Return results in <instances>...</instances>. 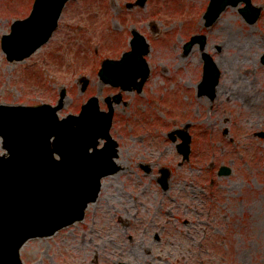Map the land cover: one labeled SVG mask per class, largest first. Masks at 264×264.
I'll use <instances>...</instances> for the list:
<instances>
[{"label":"rangeland","instance_id":"obj_1","mask_svg":"<svg viewBox=\"0 0 264 264\" xmlns=\"http://www.w3.org/2000/svg\"><path fill=\"white\" fill-rule=\"evenodd\" d=\"M70 0L51 38L22 61H8L0 47V103L54 104L67 96L60 117L77 113L91 96L119 89L99 80L103 58L129 49L131 29L150 44L151 73L141 92L113 103L111 136L121 169L103 179L85 216L51 236L27 240L23 264H264V0L249 24L228 6L211 26L202 14L208 0ZM33 0H0V37ZM9 29V30H8ZM205 34L221 78L216 97L198 91L201 51L182 46ZM89 80L80 91L78 78ZM65 90V91H66ZM190 134V153L169 132ZM1 146V138H0ZM3 152L0 147V153ZM149 165L148 168H143ZM230 173L218 175V167ZM170 169L168 187L157 181Z\"/></svg>","mask_w":264,"mask_h":264},{"label":"water","instance_id":"obj_2","mask_svg":"<svg viewBox=\"0 0 264 264\" xmlns=\"http://www.w3.org/2000/svg\"><path fill=\"white\" fill-rule=\"evenodd\" d=\"M66 1L35 0L29 16L15 20L10 32L1 37L7 59L22 60L45 43ZM144 2L136 0L135 4ZM239 2L209 0L203 14L204 24H212L227 5L236 6ZM242 2L244 6L239 11L243 18L255 22L260 7L252 5L251 0ZM132 34L131 49L119 60L106 58L98 74L113 85L140 91L149 73L144 57L149 47L143 35L136 30ZM197 42L203 48L205 36H191L182 53L187 54ZM202 58L199 92L213 97L220 70L210 54L203 52ZM86 83L87 79H83L82 89ZM61 91L55 106L0 104L1 147L7 151L0 154V264H22L19 250L25 240L51 235L58 228L82 219L88 202L97 197L101 177L118 169L113 159L117 144L109 134L113 111L110 99H106L107 112L98 110V102L92 97L82 105L78 115L68 114L59 119L56 111L63 104L64 91ZM178 133L182 142L177 149L186 159L190 138L184 131ZM100 138L105 141L97 148ZM219 168L218 174L229 173V167ZM160 171L158 180L166 188L169 172Z\"/></svg>","mask_w":264,"mask_h":264},{"label":"flooded vegetation","instance_id":"obj_3","mask_svg":"<svg viewBox=\"0 0 264 264\" xmlns=\"http://www.w3.org/2000/svg\"><path fill=\"white\" fill-rule=\"evenodd\" d=\"M260 65L264 68V61H260Z\"/></svg>","mask_w":264,"mask_h":264},{"label":"bare ground","instance_id":"obj_4","mask_svg":"<svg viewBox=\"0 0 264 264\" xmlns=\"http://www.w3.org/2000/svg\"><path fill=\"white\" fill-rule=\"evenodd\" d=\"M218 88V87H217ZM118 161V160H117ZM119 162V161H118Z\"/></svg>","mask_w":264,"mask_h":264}]
</instances>
